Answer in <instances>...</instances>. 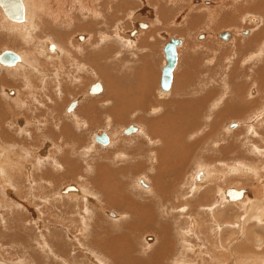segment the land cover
<instances>
[{"label": "rangeland", "instance_id": "374dc122", "mask_svg": "<svg viewBox=\"0 0 264 264\" xmlns=\"http://www.w3.org/2000/svg\"><path fill=\"white\" fill-rule=\"evenodd\" d=\"M46 1L48 0H45V3ZM54 1L58 4H55V10L68 4L67 10L71 11L76 3L82 5L81 1L83 0ZM106 1L110 2L109 5H111L112 1L113 5L111 6L116 5L113 3L114 0ZM90 3H93V0ZM160 4L165 8V12L159 7ZM253 4L257 7L255 6V8ZM109 5L101 4L103 8L102 13H106H103L102 16L99 14L97 20L100 24L98 29L101 28L98 31L103 32L101 35L107 34L110 37L109 40H105L103 43L113 47V57L109 56L110 58L100 60L92 53L95 50L94 45H91L94 42L92 39L95 38V28L94 30L93 28H88V30L73 29L72 36L69 37V47L71 51L78 54L79 63L81 65L85 64L87 70L84 68L78 69L77 72H72L73 75L71 77L69 76L70 74L64 75L58 81H49L45 87L41 88L42 95L44 98H47L44 101L46 102L44 105H52V110L45 109L42 106L44 102L40 99L37 89L33 92V98L37 102L40 99L43 103L39 104L40 107L36 112H33L34 114L28 111L29 117L26 115V106H20L24 108L20 109L13 102H10L18 99L17 90H24V83L17 72H10L3 64H0V82L7 78L6 84L0 83V119L4 122V126L3 123H0L2 124V126L0 125V140H5V137L6 139L8 137L10 141L5 140V142L11 144L13 140H19L20 135H24L25 138L28 135L27 133H32L29 135L32 136L31 140L33 141L28 140L27 143L29 144L24 145L26 153L22 152L21 149H17L16 160L13 153L8 154L6 161H11L12 165L17 164L16 167L13 165L17 173L15 181L9 180V182V177L4 175L5 173L1 174L3 161L0 162V257L4 261H8V263L12 262V264H35L34 257H38L42 264H83L85 260L90 261L89 258H91V255L88 257L86 253H90L94 257V251L98 255L101 254V257L109 259L110 255L106 254V252L113 253L114 250L117 252L116 259L119 264H124L126 261L129 262L135 256H143L146 259L150 257V261H148L151 264H178L179 261L183 264H264V261L260 262V258H264V244H257L255 241L257 237L254 236L256 234L264 240V220L260 222L256 218L257 216L252 215L250 211H245L244 203L247 201V198L243 200L245 199L243 198L244 196L229 201L222 193V191H227L229 188H236L237 190H250L253 192L250 198H254L257 201L258 198L260 201L263 200L264 196V33L256 36L257 31L264 26V10H262L264 9V0H130L127 3L129 8H126L128 12L133 14L129 15L130 18L125 15V9L122 12L119 7L117 10L108 8ZM125 5L123 4L122 6L125 8ZM109 9L111 12L115 10V12L121 11V14L124 13V15L121 17L118 15V18L113 19L110 17L109 13L111 12H109ZM131 9H133L132 12ZM61 12L64 13L62 10H58V13H55L59 16L64 15ZM73 16L80 17L75 20V26L84 20L81 19L82 15L76 14V11H74ZM252 17H257L259 19L258 23L252 21ZM139 22H145L147 26L140 28L138 26ZM102 24L103 28L101 27ZM134 26H138L139 31L136 35H130ZM60 29L66 33L67 28H64V30L61 27ZM143 31H147L151 37L149 42L144 43H147L146 46L149 49L133 51L132 55L128 54V56H125L126 52L124 56L130 60L128 62H125L126 59L123 56V59L116 57L115 48L118 52H121L124 48L123 43L125 42L121 41L123 36L129 38L130 36H135L136 44L140 45L139 35L143 34ZM221 31L230 32L231 37L228 40H222L217 35ZM244 31L247 34H244ZM50 32L49 36L52 39H56L58 30H54L55 33L52 30ZM1 34L0 31V39L2 38L0 40V53L6 49L15 52L17 50L27 51L22 45H14L15 43H12L13 39L8 34H2L3 36ZM171 36L182 38L183 43L178 47L179 59L173 72L174 80L172 86L168 91H162L160 79L162 67L165 64L164 46ZM88 37L89 40L87 41ZM90 41L93 42L91 43ZM4 42L7 43L5 44ZM83 42L86 47L81 45ZM79 44L86 51L79 53L80 50L74 48L73 45ZM105 44H103V47H106ZM87 47L90 48L88 49ZM17 53L19 54V52ZM256 56H260V58L256 59ZM83 57L85 59L88 57V62L84 63L82 61ZM73 65L75 64L72 63L69 67ZM58 66L61 67L60 70L63 72L64 65ZM66 72L68 73V71ZM101 72L104 74L103 76H107L106 79L101 75ZM141 73L148 75L146 80L150 83L151 89L148 97L151 96L149 99H152L150 101L154 105L152 106L153 111L156 112L161 107V111L158 113L149 112L148 110V112L143 113L146 116L141 114L146 120L153 118L165 119V108L162 109L161 106L162 100L172 101L173 103H169L168 106L170 108L169 119L172 124L179 123L178 127H180L182 126V117L177 108L182 106L185 101L193 103L192 100H194L201 103L200 110H195L193 113L191 109L187 108L185 115H183L184 128L189 132L185 135V142L191 143L194 149L188 151L185 159L181 160L173 168L175 171L169 172L172 175L168 174L166 177L168 181L167 187H161L157 184L159 189H162V192L160 190V195L156 193V190H153L154 185L159 180L158 176L155 177V173L157 174L153 167L155 163L152 162L153 160L149 156V151L154 148V144L148 145L146 138H144L148 129L146 124L138 119L140 113H132L128 117L126 116L124 118L125 121L122 123L113 121L108 124L107 120L109 115L107 109L112 105H118L119 108H126L129 111L133 109L134 111L139 110L135 108L134 103L136 101L134 100L132 103L130 100L133 96L132 91L127 100L119 99V97L128 98L121 92L128 86L133 87ZM17 77H19V80L16 79ZM125 77L128 79V86L126 85ZM71 78L72 80H70ZM109 80L116 87L112 91L107 90ZM17 82L20 87L17 85ZM95 82L105 85L103 90L98 94L90 92V87ZM9 90H11V94H9ZM57 90L60 91L58 92ZM207 91H212V94L214 93L212 99L207 97ZM15 94L17 95L16 98H14ZM222 95H226L224 101H219ZM204 97H206V100H204ZM104 98H106L104 112L102 114L99 113L96 117L94 116L95 120L94 123H91L92 126L89 123H83L86 120V118H83L84 116L77 117L80 120L79 122L82 123L80 126H77L74 122L75 116L71 115L75 113L77 116V113L85 109L84 107L89 102L101 101ZM197 98H201L202 101L197 100ZM52 100L55 101L53 102ZM76 100L77 104L75 108L69 111L70 105ZM47 101H51V103ZM158 101L160 102L158 103ZM156 106L159 107L155 109ZM99 107L104 108L102 105H99ZM31 110H33L32 107ZM125 113L127 114V111L124 110ZM32 115H36V119L38 117L43 119L42 115H44L48 119H44L43 121L44 123H46L45 121L48 122L45 126L48 131L44 129V131L39 130V132H36V128L28 130L29 132L26 131L27 127L25 125H28V122L25 123V120L31 121L33 125L35 123L32 121ZM69 115L71 118H69ZM54 119H57L59 122L57 126L54 124ZM18 120L22 123L20 121L17 122ZM111 120H114V118L111 117ZM235 122L237 125L231 126V123L236 124ZM131 124L139 127V131L136 130L129 135L124 134L125 128ZM23 125L24 130L21 127L23 134L17 135L18 128ZM30 126L28 127L29 129L31 128ZM60 129L62 131L68 129L71 134L74 132L75 141L74 139L71 140V138H68V140L67 137H62V135L61 137L60 135L56 136L57 133L59 134ZM193 130H197L198 132H194ZM116 131L119 133L118 135H121V138L115 134ZM101 132H107L110 138L113 137L114 141L110 140L111 142L108 145L97 141L95 139L96 135ZM193 132L195 137L192 134ZM36 133H40L39 138ZM53 135H55V139H53ZM22 137L20 136V139ZM40 137L43 140H40ZM116 138L117 140H115ZM57 140L60 141L58 142ZM82 142L85 143L83 144ZM47 144L61 145V148L57 149V152L67 155V158L62 161L64 167L60 163L59 169H57L56 165L51 166L49 163L53 159L51 155L47 154L49 161L47 163L48 168L51 169L47 168L42 171L41 168L36 173L34 172L35 174L32 173L33 177L31 179V172L27 171L25 173V170L28 169L27 166L30 163H33L44 155L43 150L45 151L46 149L42 147H46ZM114 144L116 145L114 146ZM140 144H142L140 151H136L135 153L134 150L133 154L129 155V158L119 159L116 158V154L114 155V152L117 153V151L130 152L133 147H137ZM111 145L114 147L112 148ZM49 148L51 147L48 146V152ZM3 149L5 148H1L0 156L5 158V152L7 151L5 149L4 152ZM61 154L56 155L62 156ZM81 154H84L86 158H82ZM94 158H96V161H99L100 165L107 167V169L115 170L113 173L109 171L108 175L110 176L106 177L110 188L113 189L111 193L108 192L106 194H112V199L113 196L119 199V197L123 196V191L125 195H130V198H133V200L137 201L139 199L147 208L148 206L150 207L144 210L143 213L138 210L139 214H142L141 218H145V216L151 217V222H145L144 218L141 222L138 220L141 224L146 223L147 226L143 224L145 228L142 227L141 229L137 220L127 228V220L132 217V213L129 215L125 213L128 208L121 206V202L117 204L111 198V200L104 198L103 190L107 188L104 181H98L103 188V190L101 189L102 191L90 185L93 182L89 179L92 178L94 172L92 176H87L88 172H85V170L89 165L85 166V164L92 163L91 159ZM133 159H138L142 162L143 166L140 167L141 169H135L138 160ZM90 165L92 166V164ZM235 165L244 167L251 165L257 169L259 168L260 174L257 172L256 176H249L247 174L227 175L222 178V172L227 171ZM122 168H124V174L120 172ZM91 169L92 167H90ZM47 170L53 175L46 173ZM179 171L181 172L179 173ZM201 171L206 174L203 179H200L203 175H198ZM97 172L100 171L97 170ZM153 177H155V181L152 179ZM196 177L198 179H195ZM226 177L231 178L225 180ZM140 179L141 182L145 179L149 187L143 186L142 183L140 185ZM32 180L34 182H31ZM81 181H85L84 183L88 189L91 186V189H93L92 196L95 194V198L91 195H89V198L90 200L96 199L95 201L90 202L88 200V203L85 202L84 198L78 197V190L65 192V189L69 185L81 187ZM194 183L200 188L196 193L191 188ZM10 184L15 186L19 193L17 194L13 190L14 194L11 195L13 198L7 195V192L13 188L9 186ZM41 188H45L44 194H42ZM149 190L151 193H147ZM195 190H198V188ZM169 191L172 194L168 193V195H165ZM139 192L141 197H138ZM68 193H72L70 195L76 197L71 198ZM101 194H103V197ZM5 197L8 200H17V202L12 201L14 203V205L12 204V213H10L5 205ZM165 198L168 199L166 200L167 203L163 200ZM240 200L243 201L241 202ZM107 202L111 205H107ZM153 202L156 206H154ZM238 202H241V204ZM263 202L256 204L257 210H254L256 213L262 211L260 209H262ZM181 204L187 209L184 210V214ZM84 205L91 206L93 213L85 221L83 219L81 221ZM16 206H24L25 209L23 212L14 211ZM175 206H178L180 210L176 209ZM162 208H164V211H162ZM42 209L46 212L43 213ZM153 209L156 211V214ZM174 210L177 211L174 212ZM112 212L116 214L112 215ZM17 214L22 215L21 222ZM158 214L161 223L159 220H154L155 216L158 219ZM135 216L137 217L138 215ZM239 217H241L240 221L244 223L243 227H238L237 225ZM2 220L6 224V227H8V230L7 228L4 229V224L1 223ZM112 220L114 223L111 222ZM35 221H39L40 227L36 225ZM125 221L126 225H124ZM193 224H195V227H193ZM41 225H43V228ZM86 226L87 232L85 235L82 232H85L84 228ZM188 226H191V229H188ZM184 228L188 230L189 236L187 237L184 234ZM121 234H125V236L123 235L124 238L121 237ZM70 235H72L71 238ZM74 236L78 240L76 238L73 239ZM231 236V240H234L230 241V244H227L228 247H225V244H222V242L224 243L225 239ZM123 240H125L124 246L126 247L117 248L119 251L115 248L112 250L113 246L121 243ZM190 243L194 248H189ZM132 244L133 246H131ZM149 244H151V247L147 248ZM162 245L165 247H162ZM50 248L53 251H50ZM123 248H127V251H123ZM159 248L161 252L157 254ZM167 250H170V252ZM118 252L120 253L118 254ZM127 252L129 255H124ZM94 259L98 260V257L95 256ZM97 262L102 264L100 261ZM110 262V264H114L112 256L110 257Z\"/></svg>", "mask_w": 264, "mask_h": 264}, {"label": "bare ground", "instance_id": "6f19581e", "mask_svg": "<svg viewBox=\"0 0 264 264\" xmlns=\"http://www.w3.org/2000/svg\"><path fill=\"white\" fill-rule=\"evenodd\" d=\"M22 1V3H23V5H24V8H25V14H24V20H21V21H18V20H13V19H11V18H9L8 17V15L6 14V12H5V10H4V7H3V5L0 3V31H1V33L2 34H5V35H9V37L10 38H12L13 40H12V43H15L14 45H22V47L24 48V49H26L27 51H20V50H17L16 52H19V54H20V60L19 61H17L16 63H14V64H3V63H1L0 62V64L2 65L3 64V66L5 67V68H7L8 69V71H14V72H17V74H18V76H20L21 78H22V81H23V83H24V90H22V89H18L17 90V95H18V99H14L13 101H10V102H13L14 103V105H16L18 108H20V109H24V108H22V107H20V106H26V115L29 117V114H28V111H30L31 113H33V112H36L38 109H39V107H40V105L39 104H42L44 101H46L45 99H47V98H44V96L42 95L43 94V92H41V88H43V87H45V85L47 84V82H49V81H58L62 76H64V75H69L70 77H71V75H73V73L72 72H77V70L78 69H82V68H84V69H86L87 70V68L85 67V64H83V65H81L80 63H79V56H78V54L77 53H75V52H73V51H71V49H70V47H69V37L70 36H72V32L74 31L73 29H75V30H77V29H83V30H88V28L90 29V28H93V30H94V28H95V38L94 39H92L93 41V43L91 44V45H94L93 47L95 48V50H94V52H92L98 59H100V60H104V58L106 59V58H110V57H113V52H112V48L113 47H111L109 44H105V43H103V42H105V40H109L110 39V37L107 35V34H104V35H101L102 33H101V31L99 32L98 30H100V29H98V27H99V22H98V20H97V16H99V14H101V16L103 15V13H102V6H101V4L102 3H104L105 5H109L110 4V2H108V1H106V0H93V3H90V1L91 0H83V1H81V0H79V1H81V4L82 5H78L77 3H76V5H75V7H73V9L71 10V11H69V10H67V8H68V4H66V5H63V7H58V10H62L64 13H62V14H64V15H62V16H59V15H57L55 12H57L58 13V10H55V4H56V2L54 1V0H51L50 2H48V1H46V3H45V0L44 1H42V0H21ZM66 1V0H65ZM118 2V3H117ZM130 2V0H118V1H116V0H114L113 1V3L114 4H116V5H114V6H111V5H113L112 4V1H111V5H109V7L108 8H110V9H116L117 10V8L119 7V9H121V11L123 12V9H125V12H126V16H131V15H133L132 13H130V12H128L127 11V7H128V5H127V3H129ZM123 4H126L125 5V8L122 6ZM256 4V3H255ZM261 4V3H260ZM260 4H259V6H260ZM56 5H58V4H56ZM254 5V4H253ZM253 5H252V7H253ZM258 5V4H257ZM256 5H254V7H255ZM160 8H161V10H163V12H165V8L162 6V4H160V6H159ZM251 7V8H252ZM257 7V6H256ZM255 7V8H256ZM129 8V7H128ZM71 9V8H70ZM107 9V8H106ZM109 9V10H110ZM254 9V8H253ZM259 9H262V8H259ZM115 10V11H116ZM262 10H264V9H262ZM4 11V12H3ZM69 11V12H68ZM72 11H73V13H72ZM74 11H76V14H79V15H82V18L81 19H84L81 23H78L77 24V26H75L74 25V22H75V20L76 19H78V18H80V17H78V16H73L74 15ZM104 11H105V9H104ZM115 11H113V12H111V10L109 11V12H111V13H109L110 14V17L111 18H113V19H116V18H118V15H119V17H121L122 15H124V13L123 14H121V11L120 12H115ZM133 11V9H131V12ZM157 11H160V10H157ZM106 13V12H105ZM104 13V14H105ZM108 13V12H107ZM6 14V15H5ZM72 14V16H70ZM108 14V15H109ZM107 15V14H106ZM130 16H129V18H130ZM103 19V18H102ZM101 19V20H102ZM252 19V21H254V22H257L258 23V21H259V19L257 18V17H252L251 18ZM110 21H112V20H110ZM102 22H104V20H102ZM105 22H106V20H105ZM103 26V24L101 25V27ZM128 26V25H127ZM138 26L140 27V28H145L146 26H147V24L145 23V22H139L138 23ZM136 27V26H134V28H133V30L130 32V35H136L137 33H138V31H139V27ZM67 28L66 29V33H64L60 28ZM103 28V27H102ZM58 30V32H57V34H56V39H52L51 38V36H49V33H51L50 31L52 30V32L53 33H55L54 32V30ZM64 29V30H65ZM92 30V29H91ZM115 30H116V28H115ZM103 31V30H102ZM146 32V33H145ZM143 31V34H140L139 36H140V45H137L136 44V38H134V37H132V36H130V38L129 37H122V40L121 39H117V40H121L122 42L124 41L125 43H123L124 45V48H123V50L121 51V52H118V51H116V48H115V54H116V57H118V58H120V59H123V57H125L126 55L128 56V54H131L132 55V53H133V51H141V49H143V50H147V49H149V47L148 46H146V44H144L145 42H149V40H150V36H149V34L147 33V31ZM150 32V31H149ZM228 33L227 34V36H226V38H224V36H225V33ZM53 33H52V35H53ZM223 33V34H222ZM244 34H247V32H243ZM264 33V26H262L261 28H260V30L259 31H257V34H256V36H259V35H261V34H263ZM1 34V35H2ZM66 35V36H65ZM152 35V34H151ZM218 37L219 38H221L222 40H228L230 37H231V33L230 32H228V31H221V32H219L218 34ZM222 35V36H221ZM3 36V35H2ZM49 37V38H48ZM141 37H142V39H141ZM167 37V36H166ZM261 37V36H260ZM4 38H5V36H4ZM55 38V37H54ZM121 38V37H120ZM168 38V37H167ZM252 39H253V37H252ZM251 39V40H252ZM0 40H2V38L0 39ZM18 41V42H16V41ZM89 40V37H88V39H87V41ZM5 43V42H4ZM7 43V42H6ZM5 43V44H6ZM12 43H11V45H12ZM182 43H183V40H182ZM181 43V44H182ZM103 44H105L106 45V47H103ZM148 44H150V43H148ZM180 44V45H181ZM81 45H84L85 46V43L83 42V44L81 43ZM80 44L79 45H73L74 46V48L77 50V49H79L80 50V52L79 53H81L82 51H86L85 49H83L84 47H82ZM90 45V46H91ZM152 45V44H151ZM179 45V46H180ZM119 46V45H118ZM153 46H154V44H153ZM178 46V47H179ZM86 47V46H85ZM92 47V46H91ZM151 47V46H150ZM178 47H177V51H178ZM88 48V47H87ZM90 48V47H89ZM88 48V49H89ZM23 49V50H24ZM151 49H152V47H151ZM150 49V50H151ZM90 50H92V49H90ZM89 50V51H90ZM120 50V49H119ZM88 51V50H87ZM127 52V53H126ZM129 52V53H128ZM92 53H89L90 55H93ZM126 53V54H125ZM111 54V55H110ZM124 54H125V56H124ZM135 54V53H134ZM110 56V57H109ZM123 56V57H122ZM130 56V55H129ZM127 57H125V59H126ZM257 58H260V56L259 57H257L256 56V59ZM178 59H179V55H178ZM88 60V57H87V59H85L84 57L82 58V61L85 63V62H88L87 61ZM127 60V61H126ZM125 60V62H128V61H130L129 59H126ZM97 61H99V60H97ZM123 61V60H122ZM178 62V61H177ZM72 63H74L75 65H73V66H71V67H69V65L70 64H72ZM64 65V71L62 72L60 69H61V67H59L58 65ZM6 65V66H5ZM177 66V65H176ZM176 68V67H175ZM2 69V68H1ZM66 71H68V73L66 72ZM62 72V73H61ZM174 72V71H173ZM102 73V72H101ZM102 76L104 75L103 73L101 74ZM100 75V76H101ZM12 76H14L13 74H12ZM17 76V75H16ZM174 76V75H173ZM52 77V78H51ZM105 79H106V77L107 76H103ZM148 77V75H144L143 73H141L140 75H139V77H138V80H137V82H136V84L133 86V87H129L128 85H127V77H125L126 78V85L128 86V87H126L124 90H123V92H121L122 94L124 93V95H126L128 98H124V97H119V99H122V100H127V99H129V97H130V95H131V91H132V98H130V100L132 101V103L134 102V100L136 101L134 104H135V108H137V109H139L138 111H134V109H133V107H132V109L133 110H131V111H129V110H127L126 108H119L118 107V105H112V106H109L108 108L109 109H107L108 111V113H109V115H108V118H107V120H108V124H110V122H124L125 121V117L127 116H129L130 114H132V113H134V114H136V113H140V115H139V117H138V119L139 120H141V121H143L145 124H146V127H147V134H146V137H144V138H146V141H147V143H148V145H153L154 144V148L153 149H151L150 151H149V156H150V158L153 160L152 162H154L155 163V166H153L154 167V169H155V171L157 172V174L155 173V177L156 176H158L159 177V180H158V182L154 185V188H153V190H156V193L157 194H161V192H162V189H159V186H161V187H167V185H168V181H167V179H166V177H167V175L168 174H171V173H169V172H171L172 170H173V168L175 167V166H177V164H179L180 163V161L181 160H184L185 159V155L188 153V151H191V150H193L194 148H193V145L190 143V144H188V142L186 141L185 142V138H186V134H188L189 132H188V130H185V126H184V119H183V115H185V111H186V109L188 108V109H191L192 110V112L194 113L195 112V110H200L201 109V103H199V102H196V101H194V100H192L193 101V103H191V102H184L183 103V105L182 106H180V107H178L177 109H178V111L181 113L180 114V116L182 117V126H180V127H178V125H179V123L178 124H172L171 123V120L169 119V113H170V108H168V106H169V103H173L172 101H164V100H162L163 101V103L161 104V106H162V109H164L165 108V112H164V117H165V119L164 118H162L161 120L160 119H155V118H153V119H145L144 118V116H142V115H145V114H143L144 112H148V110H149V112H155V111H153L154 109H152V106H154L152 103H151V101H152V99H149V98H151V96L150 97H148L149 96V92H151V89H150V83L146 80V78ZM13 78H15V77H13ZM49 78H51V79H49ZM174 78V77H173ZM6 79L7 78H5L4 79V81H2V82H0V83H7V81H6ZM17 80H19V77H17L16 78ZM16 79H15V81H16ZM68 79H69V77H68ZM110 79V78H109ZM124 79V78H123ZM21 80V79H20ZM66 80V79H65ZM70 80H72V78L70 79ZM104 80V79H103ZM174 80V79H173ZM14 81V82H15ZM124 81V80H123ZM123 81H122V83H123ZM76 82V81H75ZM58 83V82H57ZM173 83V82H172ZM51 84V83H50ZM16 85V84H15ZM17 85L20 87V85L18 84V82H17ZM107 85H108V88H107V90L109 91V90H114L116 87H115V84L114 83H112V82H110V80L108 81V83H107ZM11 86V85H10ZM9 86V88L11 89V87ZM101 86H102V84H101ZM172 86V85H171ZM22 87V86H21ZM32 87V88H31ZM50 87V86H49ZM103 87H105V85H103L102 86V88H101V90H100V92L103 90ZM46 88H47V86H46ZM45 88V90H47ZM58 88V87H57ZM91 88V87H90ZM171 88V87H170ZM13 89V88H12ZM37 89V91H38V93H39V95H40V99H42V101L39 99V101L37 102V101H35L34 100V98H33V96H34V94H33V92L35 91ZM54 89H55V87H54ZM53 89V90H54ZM61 89V88H60ZM155 89V88H154ZM162 89V88H161ZM43 90V89H42ZM52 90V91H53ZM56 90V89H55ZM169 90V89H168ZM168 90H163L162 89V91H168ZM1 91V90H0ZM10 92H9V94H11V90H9ZM49 91V90H48ZM58 91V90H57ZM60 91V90H59ZM58 91V92H59ZM67 91V90H66ZM50 92H51V90H50ZM100 92H97V93H93V94H98V93H100ZM136 92V93H135ZM13 93V92H12ZM49 93V92H48ZM92 93V92H91ZM16 94L14 95V96H17ZM30 95V96H29ZM59 95H61V94H59ZM64 95V94H63ZM141 95V96H140ZM152 95V94H151ZM206 95H207V97L209 98V99H212L213 98V95H214V93L212 94V91H207L206 92ZM145 96H147V97H145ZM225 96L226 95H222L221 97H220V99H219V101H224V98H225ZM49 97V96H48ZM57 98V97H56ZM51 99V98H50ZM151 100V101H150ZM197 100H201L202 101V99L200 98H197ZM204 100H206V97H204ZM53 102L55 101V100H52ZM57 101V100H56ZM188 101V100H187ZM226 101V100H225ZM47 102H50L51 103V101H47ZM58 102V101H57ZM75 102V101H74ZM104 102H106V98H104V99H102L101 101H97V102H93V103H91V102H89L87 105H86V107H84L85 109H82L81 111H79V113H77V116L75 115V113H73L74 115H71V116H75L74 118H75V120H74V122L77 124V126L79 125H81L82 123L81 122H79L80 120H78V116H84L83 118H86V120L85 121H83V123H89V125L90 126H92L91 125V123H94V118L99 114V113H103L104 112V109H105V107H106V105L104 104ZM160 101H158V103H159ZM180 102H182V101H180ZM46 102H44L43 104H42V106L45 108V109H48V110H52V105H44ZM76 104H77V100H76ZM55 105V104H54ZM53 105V106H54ZM57 105H58V103H57ZM60 105V104H59ZM99 105H102V107H104V108H101V107H99ZM157 105V104H156ZM9 106V105H8ZM35 106H37V107H35ZM76 106V105H75ZM75 106L72 108V109H70L71 108V106L69 107V111H71V110H73L74 108H75ZM6 107H7V105H6ZM31 107L33 108V110H31ZM59 107V106H58ZM159 106H156V108L155 109H157ZM199 109H198V108ZM56 109V108H55ZM60 109V108H59ZM152 109V110H151ZM180 109H182V110H180ZM124 110L125 111H127V114L125 115L124 114ZM161 111V107L160 108H158L157 110H156V112L155 113H158V112H160ZM60 112V111H59ZM118 112H120V113H118ZM234 112V111H233ZM138 113V114H139ZM163 113V112H162ZM198 113V112H197ZM34 114V113H33ZM133 114V115H134ZM142 114V115H141ZM148 114V113H147ZM2 116H3V114H2ZM33 116V115H32ZM36 116V115H35ZM35 116H33L32 118H33V122H35L34 123V125L31 123V121H28V120H25V123L26 122H28V125H25L26 127H27V129H26V127H25V129H26V131H28V130H31L32 128H33V130H34V128H36L37 129V131L36 132H39V130H41V131H44V129H45V131H48V129H46L45 128V126H46V123H48L47 121H45L46 123H44L43 121H44V119H46L45 118V116L44 115H42V117H44L43 119H40L39 117V120H38V118L36 119L35 118ZM38 116H41V115H38ZM92 116H93V118H92ZM95 116V117H94ZM146 116V115H145ZM31 117V116H30ZM87 117H89V118H87ZM111 117H113L114 118V120H111ZM185 117V116H184ZM69 118H71L70 117V115H69ZM29 119V118H28ZM124 119V120H123ZM186 119V118H185ZM195 119V118H194ZM24 120V119H23ZM30 120H31V118H30ZM46 120H48V119H46ZM49 120H50V118H49ZM83 120V119H82ZM127 120V119H126ZM191 120V119H190ZM189 120V121H190ZM3 121V120H2ZM1 121V119H0V123H3V126H4V122H2ZM6 121V120H5ZM20 120H18L17 122H19ZM50 121H52V120H50ZM138 121V120H137ZM7 122V121H6ZM6 122H5V125H6ZM21 122V121H20ZM8 123V122H7ZM22 123V122H21ZM52 123V122H51ZM57 123H59L58 122V120L57 119H54V124H56L55 126H57ZM144 123H142L143 125H145ZM188 123V122H187ZM196 123V122H195ZM45 124V125H44ZM161 124H164V125H161ZM186 124V123H185ZM1 126H2V124H0ZM29 125H31L30 127V129L28 128L29 127ZM52 125V124H51ZM84 125H86V124H84ZM83 125V126H84ZM187 125V124H186ZM87 126V125H86ZM85 126V127H86ZM136 126V125H135ZM21 127H23V130H24V125L23 126H20L18 129L19 130H17V132H16V134L17 135H20V133H22L23 134V130H22V128ZM82 127V126H81ZM80 127V128H81ZM112 127V126H111ZM197 127V126H196ZM20 128H21V130H20ZM84 128V127H83ZM199 128V127H198ZM54 129H55V127H54ZM111 129V128H110ZM112 130V129H111ZM136 130H138L139 131V127H137V129ZM135 130V131H136ZM6 131H8V130H6ZM72 131V130H71ZM135 131H133V132H135ZM178 131V132H177ZM194 132H198L197 130H193ZM29 132V131H28ZM194 132L192 133V134H194ZM8 133V132H7ZM25 133V132H24ZM34 133V132H33ZM42 133V132H41ZM51 133V132H50ZM74 132H72V134H71V132L68 130V129H64L63 131L60 129L59 130V134L57 133L56 134V136H59L60 135V137H61V135H62V137L64 136V137H67V139L68 138H71V140H73L74 139V141H75V135L73 134ZM83 133V132H82ZM102 133V132H101ZM100 133V134H101ZM105 133H107V132H105ZM115 133V132H114ZM132 133V132H131ZM131 133H125V131H124V134H127V135H129V134H131ZM16 134H14L15 136H16ZM28 135L24 138V135H20V136H23L22 137V139H20V136H19V140H13V142L11 143V144H8V143H6L5 142V140H9L10 141V139H8V137H7V139H6V137H5V140H0V152L2 151L1 150V148H5L6 149V151L7 152H5L4 150L5 149H3V151L6 153V156H5V158H3V157H1L0 158V162H2L3 161V167H2V172H1V174H4V175H7L8 177H9V179H8V181L9 180H13V181H15L16 180V176H17V173H16V171H15V169H14V167H13V165H12V163H11V161H6L7 160V158H8V154L9 153H13L14 155H15V157H14V159L16 160L17 159V155H16V152H17V149L20 147V146H22V145H28L29 143H27V141L28 140H30V141H32L31 140V138H32V136L31 135H29V134H32V133H27ZM36 134H38V133H36ZM52 134V133H51ZM54 134V133H53ZM68 134V135H67ZM116 135H118L119 133L116 131V133H115ZM2 135V134H1ZM5 135V134H4ZM7 135V134H6ZM5 135V136H6ZM26 135V134H25ZM44 135H46V134H44ZM67 135V136H66ZM98 135V134H97ZM107 135H108V133H107ZM191 135V134H190ZM8 136V135H7ZM13 136V135H12ZM39 136H40V133L38 134V138H39ZM43 136V135H42ZM52 136V135H51ZM54 136V138L53 139H55V135H53ZM137 136V135H136ZM10 137V136H9ZM14 137V136H13ZM13 137H12V139H13ZM33 137H34V134H33ZM47 137V136H46ZM60 137H59V139H60ZM73 137V138H72ZM108 137H109V135H108ZM118 137H120L121 138V135H118ZM194 137H195V134H194ZM4 138V137H3ZM15 138V137H14ZM43 138H45V137H43ZM11 139V140H12ZM16 139V138H15ZM57 139V138H56ZM96 139V138H95ZM35 140V139H34ZM40 140H43V139H41V137H40ZM61 140V139H60ZM60 140H57L58 142L60 141ZM69 140V139H68ZM77 140V139H76ZM110 140H113V137H109V142L107 143V144H104V143H102V144H104V145H108L111 141ZM115 140H117V138L115 139ZM119 140V139H118ZM55 141V140H54ZM73 141V142H74ZM114 141V140H113ZM120 141V140H119ZM8 142V141H7ZM33 142V141H32ZM42 142V141H41ZM62 142V141H61ZM116 142V141H115ZM114 142V143H115ZM34 143H36V142H34ZM44 143V142H43ZM83 144L85 143V142H82ZM119 143V142H118ZM144 143V142H143ZM146 143V142H145ZM187 143V144H186ZM59 144H47L46 145V147H42L43 149H46L45 151L43 150V153H44V155L41 157V158H38L37 160H36V162H34V163H30L28 166H27V168L28 169H26L25 170V173L27 172V171H30L31 172V179H32V177H33V175H32V171H38V170H40L41 168H42V171H44V170H46L47 168H48V155H51V157H52V159H53V161H51L49 164H51V166L52 165H56V167H58L57 169H59L60 167H59V161H58V158L56 157L57 155L56 154H58V152H57V149H59V148H61V145H59ZM90 145H93V144H90ZM100 145V144H99ZM116 144H114V146H115ZM160 145V146H159ZM188 145H189V149H188ZM48 146H50L51 148H49V152H48ZM86 146H87V144H86ZM113 146V147H114ZM142 146V144H140V145H138L137 147H133V149L130 151V152H122V151H117V153H115L114 152V155L116 154L117 156H116V158H119V159H121V158H129V155L131 156L132 154H133V152H134V150H135V153H136V151L137 152H139L140 151V147ZM85 147V146H84ZM89 147V146H88ZM95 147V146H94ZM111 147H112V145H111ZM112 147V148H113ZM83 148V147H82ZM97 148V147H96ZM156 148V149H155ZM84 149V148H83ZM87 151V150H86ZM80 152H82V151H80ZM84 153V152H83ZM175 153V154H174ZM1 154V153H0ZM48 154V155H47ZM111 154V153H110ZM5 155V154H4ZM82 155V158L84 157V158H86L85 156H84V154H81ZM87 155V154H86ZM46 156V157H45ZM89 156H90V154H89ZM88 157V156H87ZM100 158H102V157H100ZM136 158V157H135ZM90 159V158H89ZM92 160V163H88V164H85V166H87V165H89L87 168H86V170H85V172H88L87 173V176H92V174H93V172H94V177L92 176V178L91 179H89V180H92V182L93 183H91L90 185H92L94 188L96 187L97 189L99 188L100 189V191H102L103 190V188L101 187V185H100V183L98 182V181H100V182H102V181H104L105 182V186L107 187L106 188V190H105V188H104V190H103V192H104V198H108V199H112V194H110L111 193V191H113V189L112 188H110V185L108 184V182L106 181V177L107 176H110V175H108V173H109V171L111 172V173H113L115 170H111V169H107V167H105V166H103V165H100L99 164V161H96V158H94V159H91ZM133 160H138V159H133ZM84 162H85V160H84ZM89 162V161H88ZM138 163L136 164V168L135 169H138V168H140L141 166H143L142 165V162H140V160H138L137 161ZM86 163V162H85ZM94 163V164H93ZM136 163V162H135ZM47 164V165H46ZM90 164H92V166L90 165ZM1 165V166H2ZM61 166L62 167H64L62 164H61ZM182 166V165H181ZM69 167H70V165H69ZM90 167H92V169L90 170ZM141 169V168H140ZM259 169V168H258ZM256 167H252L251 165L249 166V167H244V166H240V165H235V166H233V167H231L230 169H228L227 171H224V172H222V178H224L225 176H227V175H242V174H247V175H249V176H256L257 175V172L259 173L260 172V170H258ZM90 170V171H89ZM97 170L98 171H100V172H97ZM179 170V169H178ZM173 171H175V170H173ZM172 171V172H173ZM117 172V171H116ZM120 172L122 173V174H124L123 172H124V168H122L121 170H120ZM181 171H179V173H180ZM227 172V173H226ZM183 173V172H182ZM260 174V173H259ZM112 175V174H111ZM172 175V174H171ZM198 175L199 176H201V175H203L200 179H203L205 176H206V174H204V172L203 171H201V172H199L198 173ZM4 177H6V176H4ZM155 177H153L152 179L155 181ZM198 177V176H197ZM195 178V179H198V178ZM87 178V177H86ZM172 178V177H171ZM231 177H226L225 178V180H229ZM166 179V180H165ZM170 179V178H169ZM175 179V178H174ZM86 180V179H85ZM10 182V181H9ZM31 182H34V180H32ZM82 183H81V187L79 186V188L76 186V185H73V186H75L76 188L75 189H68V188H66L65 189V192H69V191H75V190H78L79 192L77 193V195H78V197H82V198H84V200H85V202H87L88 200L90 201V202H93V201H95L94 199L93 200H90V198H89V195H91L92 196V194H93V192H92V190L93 189H91V186H90V189H88V187H87V185H85V181H81ZM141 183H142V185L143 186H145V187H149V184H147L146 183V181H145V179L144 180H142V182H141V179L139 180V184L141 185ZM159 186H158V185ZM79 185V184H78ZM126 185V184H125ZM139 185V186H140ZM179 185V184H178ZM264 185V184H263ZM262 185V186H263ZM9 186H11V187H13V188H11L8 192H7V195L8 196H11V195H13L14 194V191L13 190H15V192L17 193V190H16V187L15 186H13V185H9ZM70 186V185H69ZM72 186V185H71ZM137 187H138V185H137ZM139 189H140V187H138ZM142 188V187H141ZM173 188V187H172ZM191 188H193L194 189V192L196 193L197 191H199L200 190V188H199V186L196 184V183H194L192 186H191ZM196 188H198V190H195ZM102 189V190H101ZM145 189V188H144ZM164 189V188H163ZM233 189H236V188H233ZM123 190V189H122ZM141 190V189H140ZM152 190V191H153ZM160 190H161V192H160ZM178 190V189H177ZM232 190V188H229V189H227V191H222V193L226 196V198L230 201H232V200H235V199H238V198H241V197H243V198H245V199H243V200H246V198H247V201L244 203L245 205H244V208H245V211L247 212H251L252 213V215H254V216H257L256 218L258 219V221H260V222H262V220H264V196H263V200H261L260 201V199L258 198V201L259 202H263L262 204H263V206H262V209H260V210H262V211H260V212H257L256 213V211H254V210H257L256 209V207H257V205L256 204H259V202L257 201V200H255L254 198L252 199V198H250L251 197V195L253 194V192H251L250 190H247V189H242V190H237V192H240V196H238L237 198H232V196H231V191ZM97 191V190H96ZM95 191V192H96ZM81 192V193H80ZM108 192H110L109 193V195L108 194H106V193H108ZM115 192V191H114ZM144 192H146V191H144ZM101 193V192H100ZM147 193H151V191L149 190V191H147ZM147 193H145V194H147ZM153 193V192H152ZM168 193H170V194H172V192L171 191H169V192H167L165 195H168ZM69 194V193H68ZM67 194V196H69L70 194H72V193H70L69 195ZM99 194V193H98ZM116 194H117V192H116ZM157 194H156V196H157ZM16 195V194H15ZM102 195V197H103V194H101ZM122 195L123 196H121V197H119V199L117 198V197H115V196H113V199H112V201H114V202H116L117 204L118 203H122L121 204V206H126L128 209H126L124 212L125 213H127L128 215L130 214V213H132V217H130L128 220H127V228H129V226H131V225H133L134 223H135V220H139L140 222L142 221V219L144 218H141V215L139 214L140 212L141 213H143V211L144 210H146V209H148V208H150L149 206H148V208H147V206H145L143 203H141V201L139 200V199H137V201H135V200H133V198H130V195L129 196H127V195H125L124 193H123V191H122ZM149 195V194H148ZM147 195V196H148ZM154 195H155V193H154ZM264 195V194H263ZM58 196V195H57ZM71 196V195H70ZM94 196H95V194H94ZM94 196H92V197H94ZM97 196V195H96ZM171 196V195H170ZM16 197V196H15ZM73 196H71V198H72ZM76 197V196H75ZM75 197H73V198H75ZM138 197H141V195H140V192H139V196ZM149 197V196H148ZM159 197V196H158ZM11 198H13L12 196H11ZM95 198V197H94ZM155 198H157V197H155ZM162 198H164L163 196H162ZM161 198V199H162ZM5 205H6V207L8 208V210L10 211V213H12V207H11V205L12 204H14L12 201H14V202H16L15 200H8L6 197H5ZM36 199H38V198H36ZM105 199V200H106ZM110 199V200H111ZM170 199V198H169ZM146 200V199H145ZM157 200V199H156ZM164 200V202H166V200H168V199H163ZM243 200H240L241 202L243 201ZM249 200V201H248ZM100 201H101V199H100ZM159 201V200H158ZM252 201H254L253 203H252ZM102 202H103V200H102ZM109 202V201H108ZM107 202V203H108ZM148 202V201H147ZM163 202V201H162ZM182 202V201H181ZM235 202V201H234ZM241 202H238V203H240L241 204ZM88 203V202H87ZM107 203H105V204H107ZM112 203V202H111ZM159 203V202H158ZM167 203V202H166ZM102 204V203H101ZM101 204H99V205H101ZM110 203H108L107 205H109ZM153 204H154V206H156L155 205V203L153 202ZM161 204V203H160ZM165 204V203H164ZM87 205H89V204H87ZM83 206L84 208H83V216H82V218H81V221H82V219L85 221L92 213H93V211H92V208H91V206ZM111 205V204H110ZM18 208H23V207H20V206H17ZM42 207H43V205H42ZM152 207V206H151ZM153 208V207H152ZM175 208L176 209H178V206H175ZM181 208H183V214H184V210H187V209H185L186 207H184V205L182 206V204H181ZM161 209V208H160ZM160 209H159V211H160ZM164 208H162V211H164L163 210ZM41 210V209H40ZM45 210V209H44ZM138 210L140 211V212H138ZM165 210H166V208H165ZM178 210H180V209H178ZM42 211H43V209H42ZM149 211H150V209H149ZM153 211H154V209H153ZM158 211V213H160ZM173 211V210H172ZM177 211V210H176ZM175 210H174V212H176ZM46 211H43V213H45ZM155 212V214H156V211H154ZM186 212V211H185ZM94 213H95V211H94ZM153 213V212H152ZM164 213V212H163ZM166 213V212H165ZM255 213V214H254ZM41 214H42V212H41ZM47 214V213H46ZM112 215H115L116 213H114V212H112L111 213ZM179 214H180V211H179ZM19 217V220H20V222H21V220H22V215H20V214H17ZM99 215V214H98ZM127 215V216H128ZM135 215H138L137 217L135 216ZM151 215V214H150ZM165 215V214H164ZM175 215V214H174ZM95 216H96V214H95ZM127 216H125V217H127ZM131 216V215H130ZM155 216V215H154ZM165 216H167V215H165ZM183 216V215H182ZM99 217V216H98ZM129 217V216H128ZM168 217V216H167ZM171 217V216H170ZM179 217H180V215H179ZM178 218V217H177ZM184 218V217H183ZM26 219H27V217H26ZM29 219V218H28ZM40 219H41V217H40ZM40 219H39V221H40ZM43 219H44V217H43ZM49 219V218H48ZM99 219H100V217H99ZM102 219V218H101ZM117 219V218H116ZM124 219V218H123ZM127 219V218H126ZM159 220V214H158V219H157V217L155 216L154 217V220ZM182 219V218H181ZM180 219V220H181ZM187 219V218H186ZM31 220V219H30ZM42 220V219H41ZM98 220V219H97ZM121 220H122V218H121ZM120 220V221H121ZM144 220H145V222H151V217H148V216H145V218H144ZM238 224L237 223H235V224H237L238 225V227L239 226H241V227H243L244 226V223H242V221H240L241 220V217H239L238 218ZM247 220V219H246ZM39 221H35V223H36V225H38L39 227H40V223H39ZM44 221H45V219H44ZM139 221H138V225H140L141 227V229H142V227L144 226L143 224H145L146 225V223H143V224H141V223H139ZM160 221V223H161V220H159ZM92 222V221H91ZM111 222H113V220L111 221ZM117 222V221H116ZM178 222V221H177ZM241 224H240V223ZM1 223H3L4 224V221L2 220V222ZM42 223V222H41ZM114 223V222H113ZM148 224V223H147ZM234 224V225H235ZM28 225V224H27ZM46 225V224H45ZM124 225H126V221H125V223H124ZM42 226V228H43V225H41ZM90 226V225H89ZM147 226V225H146ZM149 226V225H148ZM247 226V225H246ZM33 227V226H32ZM122 228H123V226H121ZM126 227V226H125ZM133 227V226H132ZM139 227V226H138ZM191 227V226H190ZM189 226H188V229H191ZM193 227H195V224H193ZM7 228V230H8V227H6V224H4V229H6ZM143 228H145V227H143ZM85 229V232H82V234H85L86 232H87V226L84 228ZM91 229V228H90ZM93 229V228H92ZM185 230V232H184V234H186V237L187 236H189V234H188V230L186 229V228H184ZM239 230V229H238ZM99 231V230H98ZM234 231V230H233ZM247 231H249V230H247ZM68 233V232H67ZM89 233V232H88ZM122 233H124V232H122ZM86 235V234H85ZM94 235V234H93ZM125 236V234H121V237L122 238H124V236ZM220 236V235H219ZM250 236V235H249ZM254 236H256L257 237V239L255 240L256 242H257V244H260V245H262V244H264V240L263 239H261L258 235H256V234H254ZM40 237H42V236H40ZM72 237V235H70V238ZM38 238V237H37ZM74 238H76V240H78L77 239V237H73V239ZM231 238H232V236L231 237H229L228 239H225V241H224V243L222 242V244H225V247H228V243L230 244L231 242H232V240H234V239H232L231 240ZM39 240V239H38ZM114 240H115V238H114ZM116 240H117V238H116ZM40 241V240H39ZM45 241V240H44ZM231 241V242H230ZM80 242V241H79ZM124 242H125V240H123L121 243H119V244H116L115 246H113L112 247V250H113V248H115L116 250H118L119 251V249H117V248H121V247H126V246H124ZM161 243H163V242H161ZM186 243V242H185ZM218 243V242H217ZM216 243V244H217ZM37 244H39V243H37ZM159 244V243H158ZM187 244V243H186ZM79 245V244H78ZM161 245V244H160ZM41 246H43V245H41ZM111 246V245H110ZM131 246H133V244L131 245ZM151 247V244H149L148 245V247L147 248H150ZM159 247V246H158ZM158 247H156L157 249H158ZM161 247V246H160ZM162 247H165V246H163L162 245ZM191 247V248H190ZM132 248H134V247H132ZM156 248H155V252H156ZM169 248V247H168ZM189 248L190 249H192V248H194L192 245H191V243H190V246H189ZM44 249V248H43ZM92 249V248H91ZM127 248H123V251H127L126 250ZM164 249V248H163ZM166 249H167V247H166ZM165 249V250H166ZM50 251H53V250H51V248L49 249ZM85 250V249H84ZM94 250V249H93ZM96 250V249H95ZM136 250H138V249H136ZM194 250V249H193ZM91 251V250H90ZM101 251V250H100ZM100 251H98L99 253H102V252H100ZM103 251H104V248H103ZM168 252H170V250H167ZM173 251H174V249H173ZM106 252V251H105ZM115 251L113 250V253H108V251L106 252V254H108V255H110V257L112 256V258H113V261H114V264H119L118 263V261H117V259H116V253L117 252H115ZM158 252H161V250H160V248H159V250L157 251V254H158ZM163 252V251H162ZM237 252V251H236ZM120 252H118V254H119ZM130 253V252H129ZM133 253V252H132ZM163 253H165V252H163ZM239 253V252H238ZM93 254H94V257L92 256V254H90V253H86V255L89 257V255H91L90 257L91 258H89L90 259V261H88V260H85V263H83V264H97L98 262L97 261H100L102 264H110L111 262H110V257H109V259H107V258H105V257H101L100 255H98V254H96L94 251H93ZM169 254V253H168ZM121 255V254H120ZM124 255H129L128 254V252H127V254H124ZM130 255H131V253H130ZM133 255V254H132ZM131 255V256H132ZM145 255V254H144ZM151 255V254H150ZM95 256L96 257H98V260H95L94 258H95ZM118 256V255H117ZM130 256V257H131ZM153 256V255H152ZM122 257V256H121ZM128 257V256H127ZM132 257H134V256H132ZM238 257V256H237ZM35 258V261H36V263L35 264H42V262H41V260L38 258V257H34ZM129 258V257H128ZM153 258V257H152ZM0 259H1V262H0V264H12V262H10V263H8V261H4L1 257H0ZM123 259V258H122ZM124 259H125V256H124ZM131 259V258H130ZM228 259V258H227ZM234 259V258H233ZM92 260V261H91ZM129 260V259H128ZM150 261V257L148 258V259H146V258H144L143 256L142 257H137V256H135V258H132L131 260H129V262H124V264H151V262H149ZM158 260V259H157ZM124 261V260H123ZM152 261V260H151ZM235 261V260H234ZM264 261V258H260V262L262 263ZM93 262V263H92ZM110 262V263H109ZM244 263V262H243ZM99 264V263H98ZM178 264H183V263H181V261H179V263ZM232 264V263H231ZM237 264V263H236ZM257 264V263H256Z\"/></svg>", "mask_w": 264, "mask_h": 264}, {"label": "water", "instance_id": "95a60500", "mask_svg": "<svg viewBox=\"0 0 264 264\" xmlns=\"http://www.w3.org/2000/svg\"><path fill=\"white\" fill-rule=\"evenodd\" d=\"M0 3L3 5L4 10L9 18L13 20H24L25 8L21 0H0ZM225 33V32H224ZM223 34V33H222ZM228 33H225L224 38H226ZM222 36V35H221ZM182 43V38H177L175 36H171L170 39L166 42L164 46V54H165V64L162 67L161 79H160V87L163 90L170 89L173 82V71L177 65L178 61V51L177 47ZM20 60V55L13 51L6 49L2 53H0V62L3 64H14ZM102 86L100 82H95L91 88L90 92L97 93L100 92ZM76 105V101L73 102L70 106L72 109ZM236 123V122H235ZM237 125L231 123V126ZM137 129V126L131 124L127 128H125V133H131ZM96 140L107 144L109 142V137L107 133L102 132L101 134L96 135ZM68 189H75V186H68ZM232 198H237L240 196V192H237L236 189L230 191Z\"/></svg>", "mask_w": 264, "mask_h": 264}, {"label": "crops", "instance_id": "0c3cea01", "mask_svg": "<svg viewBox=\"0 0 264 264\" xmlns=\"http://www.w3.org/2000/svg\"><path fill=\"white\" fill-rule=\"evenodd\" d=\"M147 24V23H146ZM179 55V54H178ZM103 86V85H102ZM17 96H15L14 98H16ZM18 149H21L22 150V152L24 151V150H26L25 149V146L24 145H22V146H20ZM24 153H26V151H24ZM61 153H58L57 155H60ZM62 155V154H61ZM57 158H58V161H59V163H60V165L62 164V161L64 160V159H66L67 158V155H62V156H56ZM37 160V159H36ZM36 160L34 161V162H36ZM33 162V163H34ZM15 167L17 166V164H13ZM48 169H51V168H48ZM53 171H54V169H53ZM36 173L37 171H32V173ZM34 173V174H35ZM46 173H48V174H50V175H53L52 173H50L49 172V170H47V172ZM33 175V174H32ZM42 189V194H44V191H45V188H41ZM17 194H19L18 192H17ZM16 202H17V200H15ZM14 205V204H13ZM11 207H12V211H13V206L11 205ZM23 208H18L17 206H16V208H14V211H19V212H23V210L25 209L24 208V206H22Z\"/></svg>", "mask_w": 264, "mask_h": 264}, {"label": "flooded vegetation", "instance_id": "af4514ba", "mask_svg": "<svg viewBox=\"0 0 264 264\" xmlns=\"http://www.w3.org/2000/svg\"><path fill=\"white\" fill-rule=\"evenodd\" d=\"M83 38H85L86 37V35H85V37L84 36H82ZM85 40V39H84Z\"/></svg>", "mask_w": 264, "mask_h": 264}]
</instances>
